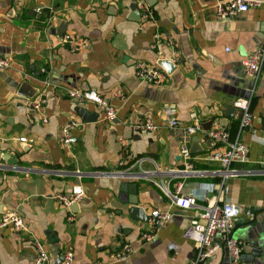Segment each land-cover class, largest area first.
Returning <instances> with one entry per match:
<instances>
[{
	"label": "crops",
	"instance_id": "0c3cea01",
	"mask_svg": "<svg viewBox=\"0 0 264 264\" xmlns=\"http://www.w3.org/2000/svg\"><path fill=\"white\" fill-rule=\"evenodd\" d=\"M140 2L153 11V20L142 17ZM216 2L0 0V56L11 60L10 67L0 69V220L14 211L27 226L26 232L0 227V264H33L32 237L44 244L52 264H64L67 250L74 254L73 264H186L193 258L198 243L183 232L197 209H180L151 182L118 174L134 171L135 161L146 157L152 162L145 161L144 169L152 170L154 162L170 171L161 176L173 192L181 181L182 192L202 197L205 183L218 182L211 174L218 164L203 159L216 147L207 130L219 122L231 139L237 136L240 113L234 102L247 97L251 86L241 60L263 38L264 2L225 19L216 17ZM66 32L87 39L86 48L68 50L61 42ZM173 50L178 55L175 69L165 71L161 84L137 77L136 62L159 64L170 60ZM23 82L35 90L32 97L44 95L41 111L25 107L29 96L19 92ZM77 88L97 91L115 107L116 118L104 120L88 102L81 106L98 118L82 122L75 111L79 104L68 95ZM168 104L176 107L181 125L202 123L189 145L196 168L204 171L198 176L171 174L182 163L178 138L162 109ZM251 111L252 123L241 131L248 160L235 164L241 173L226 180V195L239 208L232 236L240 243L243 264H264V69ZM128 119H148L159 128L138 131ZM71 120L78 123L72 130L76 142L67 149L60 144L61 129ZM195 136L200 139L193 140ZM4 153L18 162L7 165ZM75 184L83 187L84 196L67 208L55 196ZM131 198L147 215L153 208L173 213L151 242H141L147 222L128 214ZM124 242L135 250L125 261H111ZM199 264H229L225 246L220 244Z\"/></svg>",
	"mask_w": 264,
	"mask_h": 264
},
{
	"label": "built area",
	"instance_id": "2783aa9c",
	"mask_svg": "<svg viewBox=\"0 0 264 264\" xmlns=\"http://www.w3.org/2000/svg\"><path fill=\"white\" fill-rule=\"evenodd\" d=\"M264 0H217L215 3V15L219 19L230 18L241 12H245L251 7L261 5ZM138 9L141 11L142 17L147 20L154 19L153 11L144 3L138 4ZM156 39L159 34L155 35ZM61 42L71 52H78L85 49L88 41L83 37H77L71 33H64ZM170 43L173 46L172 41ZM157 46L155 40L153 47ZM160 56L161 53L158 52ZM178 55L175 50L172 51L170 60H177ZM243 72L250 83L249 95L245 98L238 99L234 102V107L240 113L239 130L237 136L231 139L225 125L215 122L214 126L207 130V135L214 141L216 147L212 152L203 157L205 160L214 161L218 164L216 170L211 174L218 177V182L205 183V193L202 197L196 193L182 192V182L175 183V191L169 189V181L162 178V174L169 170H162L156 163L152 170L143 168L144 162L149 160L146 157L138 158L129 173L118 174L122 177H130L134 179H144L157 186L169 199L171 205L177 206L180 209L196 208L197 214L191 219L189 225L185 228L183 236L192 239L198 243L196 253L193 258L186 264H199L219 247L220 244L225 246L228 254L229 264H243L241 260V248L237 239L232 236V227L239 213V208L228 197L229 187L226 180L229 177L240 174L236 169L235 164L245 163L248 160L249 147L241 139V131L250 126L253 120L251 111V102L255 85L261 71L264 69V35L260 43H258L241 60ZM11 66V60L8 57L0 56V69H6ZM135 73L142 81H147L153 84H161L166 78V72L157 62L150 64L146 62H136ZM69 97L79 105L85 103H93L100 113L101 117L106 121H111L116 118V109L97 91L91 89H72L68 92ZM46 99L42 93L34 97L24 99V105L29 111H41ZM166 115L168 126L176 134L179 141V155L182 166L177 171L171 170L172 176L195 177L204 171L196 168L194 159L195 156L190 149L191 136L198 131H202V123L195 121L194 123L181 125L176 115V107L168 104L162 107ZM46 121L45 118L42 119ZM128 125L138 131H156L159 125L151 120L133 121L128 119ZM78 125L77 121L71 120L64 124L61 129L60 144L67 149H70L76 142V136L72 134V130ZM24 141L25 138H21ZM152 162V161H151ZM261 164L264 165V151L261 157ZM170 172V171H169ZM264 173V172H263ZM80 175L79 171L76 173ZM210 197L208 198V196ZM84 196V189L80 184H75L68 192L59 193L55 197L59 202L69 208L76 201H79ZM206 200L208 203L201 204L199 200ZM173 213L169 209L153 208L148 213L147 227L141 232V242H151L157 232L166 226L171 220ZM72 220V217H70ZM9 226L15 231L26 232L27 226L23 219L14 211L6 212L0 220V227ZM219 235V243L215 241V236ZM31 243L35 248V257L33 264H52L44 244L32 237ZM134 247L129 242H124L121 247L110 255L111 261L120 262L128 259L134 251ZM74 254L71 250L63 253V263L73 264ZM88 264H103L101 261H89Z\"/></svg>",
	"mask_w": 264,
	"mask_h": 264
},
{
	"label": "water",
	"instance_id": "95a60500",
	"mask_svg": "<svg viewBox=\"0 0 264 264\" xmlns=\"http://www.w3.org/2000/svg\"><path fill=\"white\" fill-rule=\"evenodd\" d=\"M135 15L138 16V17L140 16L139 10H136ZM59 28H60L59 30H61V32H64V30H65L64 23H60ZM159 65L162 68H164V70L167 73H171L175 69V66H176L169 59L160 60L159 61ZM19 92H21V93H23V94H25V95H27L29 97H32L34 95V93H35V90L30 85H28V83L23 82L21 84V86H20V91ZM226 109H227V112H228V111L232 110V107H227ZM75 111L77 112V114L81 118L82 122H94L98 118V113H96V112H88V110H86L81 105L77 106L75 108ZM198 139H200L199 136H195L193 138V140H198ZM209 140H211V139H209ZM2 158L4 159V161H5V163L7 165H15V163L18 162V160L15 157L10 156L8 153L2 154ZM127 201L130 204V206L128 208L129 216L132 219H134V220H138L140 222H147L148 215L145 212V210L140 205H138L137 199L136 198H131V199H128Z\"/></svg>",
	"mask_w": 264,
	"mask_h": 264
},
{
	"label": "bare ground",
	"instance_id": "6f19581e",
	"mask_svg": "<svg viewBox=\"0 0 264 264\" xmlns=\"http://www.w3.org/2000/svg\"><path fill=\"white\" fill-rule=\"evenodd\" d=\"M77 202V201H76ZM76 202H73V203H76Z\"/></svg>",
	"mask_w": 264,
	"mask_h": 264
}]
</instances>
